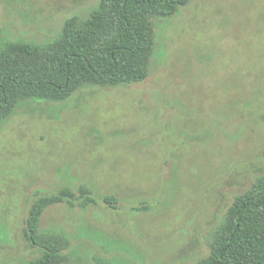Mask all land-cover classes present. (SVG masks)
I'll return each instance as SVG.
<instances>
[{
	"label": "rangeland",
	"instance_id": "374dc122",
	"mask_svg": "<svg viewBox=\"0 0 264 264\" xmlns=\"http://www.w3.org/2000/svg\"><path fill=\"white\" fill-rule=\"evenodd\" d=\"M98 2L0 0V43H48ZM29 4L26 21L15 12ZM154 23L146 81L26 100L1 126L0 264L40 253L25 237L30 206L77 184L98 204L54 206L42 228L69 234L79 264H197L264 173V0H190Z\"/></svg>",
	"mask_w": 264,
	"mask_h": 264
},
{
	"label": "trees",
	"instance_id": "16d2710c",
	"mask_svg": "<svg viewBox=\"0 0 264 264\" xmlns=\"http://www.w3.org/2000/svg\"><path fill=\"white\" fill-rule=\"evenodd\" d=\"M189 2L99 0L88 15L68 18L48 43L3 39L0 129L26 100L62 102L85 87L116 89L146 81L156 50L155 20L176 16ZM29 5L15 12L26 21ZM102 200L107 209H117L116 196ZM98 201L87 184L36 200L29 208L25 237L40 253L16 264H79L73 238L61 230H44L42 219L54 206L87 211ZM211 237L208 254L197 264H264V173L227 207ZM94 264L108 263L97 257Z\"/></svg>",
	"mask_w": 264,
	"mask_h": 264
}]
</instances>
